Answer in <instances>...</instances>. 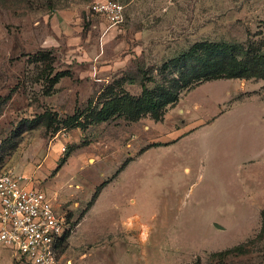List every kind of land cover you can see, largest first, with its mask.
<instances>
[{
    "label": "rangeland",
    "instance_id": "rangeland-1",
    "mask_svg": "<svg viewBox=\"0 0 264 264\" xmlns=\"http://www.w3.org/2000/svg\"><path fill=\"white\" fill-rule=\"evenodd\" d=\"M94 1L0 0V173L68 213L59 264H264V80L192 86L178 80L188 60L172 62L204 39L264 51V0H118L116 25ZM143 84L178 96L160 120L84 121ZM75 112L83 126L65 124ZM249 239L247 254L207 261ZM0 264L29 263L0 247Z\"/></svg>",
    "mask_w": 264,
    "mask_h": 264
},
{
    "label": "trees",
    "instance_id": "trees-1",
    "mask_svg": "<svg viewBox=\"0 0 264 264\" xmlns=\"http://www.w3.org/2000/svg\"><path fill=\"white\" fill-rule=\"evenodd\" d=\"M188 60L190 64H185L181 69L179 79L185 81L189 75H192L193 81L196 85L202 81L215 79H262L264 80V51L252 43L245 47L240 43L214 40H200L194 42L185 51L181 52L172 59V62ZM68 71H59L54 77L53 82H57L59 78L66 75ZM189 80V79H188ZM190 82V81H189ZM178 96L175 93L169 92L164 87L148 88L142 85L141 92L138 97L133 98L129 95H112L102 101L99 108L89 111V115H85V122H103L111 119L114 116H123L130 120H138L142 116L148 114L154 120H160L163 116L164 107L168 103H175ZM43 115H38L35 119H42ZM79 114L73 115L65 119V124L70 125L76 123L78 126H83V122L78 120ZM86 119V120H85ZM30 123L33 120L29 121ZM36 122V121H35ZM38 123V122H36ZM64 162L61 159L55 167L58 170ZM128 163L125 160L118 171L122 170ZM103 182L92 194L88 201L85 210H88L96 200ZM264 222V208L260 212ZM264 227V226H263ZM69 233L63 237L66 241ZM254 239H249L246 242L239 243L235 246L225 248L220 251L211 252L208 255L207 261L211 262L213 259L223 260L229 256L238 257L248 253V247Z\"/></svg>",
    "mask_w": 264,
    "mask_h": 264
},
{
    "label": "built area",
    "instance_id": "built-area-1",
    "mask_svg": "<svg viewBox=\"0 0 264 264\" xmlns=\"http://www.w3.org/2000/svg\"><path fill=\"white\" fill-rule=\"evenodd\" d=\"M89 9L110 25L123 20L118 0H95ZM30 183L13 170L0 173V247L11 248L29 264H59L57 249L73 225L53 198Z\"/></svg>",
    "mask_w": 264,
    "mask_h": 264
},
{
    "label": "crops",
    "instance_id": "crops-1",
    "mask_svg": "<svg viewBox=\"0 0 264 264\" xmlns=\"http://www.w3.org/2000/svg\"><path fill=\"white\" fill-rule=\"evenodd\" d=\"M30 185H31V186H34V185H33V182L30 183ZM52 198H53V197H52ZM54 202H55V201H54ZM93 204H94V203H93ZM55 206H56L57 208H59V205L55 204ZM67 214H68V213H67ZM68 217H69V216H68Z\"/></svg>",
    "mask_w": 264,
    "mask_h": 264
}]
</instances>
